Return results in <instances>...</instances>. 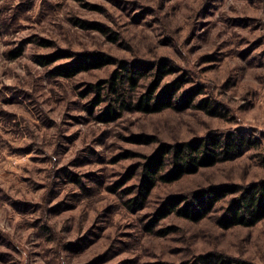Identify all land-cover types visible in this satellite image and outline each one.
Wrapping results in <instances>:
<instances>
[{"label": "rangeland", "instance_id": "rangeland-1", "mask_svg": "<svg viewBox=\"0 0 264 264\" xmlns=\"http://www.w3.org/2000/svg\"><path fill=\"white\" fill-rule=\"evenodd\" d=\"M86 56L113 62L56 72ZM123 63L142 75L121 92L133 106L160 79L183 85L174 106L122 111ZM228 135L250 142L143 190L164 143ZM263 180L264 0H1L0 264H183L214 251L264 264V219L225 223ZM212 187L202 217L168 202Z\"/></svg>", "mask_w": 264, "mask_h": 264}, {"label": "trees", "instance_id": "trees-1", "mask_svg": "<svg viewBox=\"0 0 264 264\" xmlns=\"http://www.w3.org/2000/svg\"><path fill=\"white\" fill-rule=\"evenodd\" d=\"M108 58L105 57L102 60L97 58V62L94 63L95 65H90L89 56H86L80 60L78 66H64L56 72L61 75L71 76L80 70H86L92 66L101 67L112 61ZM122 68L123 73L116 72L113 75L112 86V91L119 93L116 102L122 111L134 109L145 113H156L174 106L176 94L182 89L183 85H173L171 83L165 89H162L160 85L162 79L156 81L150 90L141 97L140 101L133 106L132 103L135 97L128 98L127 95H121V92L128 87L136 92L140 86L142 75L136 66L129 68L123 63ZM124 71H128L129 73L126 74ZM95 87L98 86L95 85ZM100 87H98L99 92L102 90ZM108 110L111 116L114 115L112 118H116L117 111L114 106H110ZM249 142L250 140L244 135L213 136L176 143L166 142L156 153L149 157L145 165L143 190L149 194L160 180L173 182L186 174L196 173L203 166H211L221 160L232 159L236 157L238 152L246 148ZM166 167H169L170 170L164 173ZM220 192V187H212L210 190L202 193L201 191L195 192V196L193 197L194 202H190L188 196L185 194L174 195L168 202L182 215L197 218V216L202 217L208 212L209 208L206 207L207 205H213L216 200H219ZM136 200L137 198L132 199V201ZM229 215L230 217L225 219V223L229 226L237 224L254 226L264 219V180L251 184L242 193L240 199L235 201L231 206ZM183 264L257 263L247 259L231 257L222 251H214L211 253H199L194 256L193 260L184 261Z\"/></svg>", "mask_w": 264, "mask_h": 264}]
</instances>
